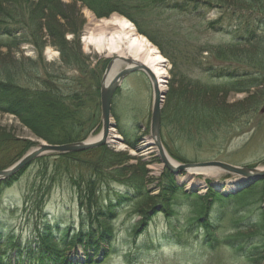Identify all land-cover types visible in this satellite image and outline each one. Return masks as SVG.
<instances>
[{
	"label": "rangeland",
	"instance_id": "1",
	"mask_svg": "<svg viewBox=\"0 0 264 264\" xmlns=\"http://www.w3.org/2000/svg\"><path fill=\"white\" fill-rule=\"evenodd\" d=\"M202 1L208 5L165 0L156 6L160 8L158 10L147 6L143 11L139 9L136 12L135 17H142L138 21L143 27L152 28L151 34L162 30V33L172 32L178 38L176 63H173L140 34L166 62L163 63L165 74L162 79L156 75L160 89L166 92L162 123L172 113L191 117L189 132L182 133L175 141H172L170 129H164L163 147L171 159L181 164L218 161L264 169V30L258 32L253 43L232 47L230 34L236 29L235 19L232 21L227 17H249V7L241 0ZM145 10H149V13ZM113 16L129 21L119 13L98 19L79 1H60L54 10H49L47 17L35 19L33 24L37 27L34 31L19 30V36L13 44L0 37V77H14L16 85L32 91L43 89L45 84L67 88L79 74L78 68L69 69L66 65L70 62V55L76 56L81 65L85 63L90 76L96 69L98 71L101 60H111L105 58L106 53L85 47L84 38L91 33V18L102 21ZM261 18L264 20V17ZM154 20L160 23L155 24ZM221 27L224 30L219 32ZM60 46L66 50V59L57 49ZM206 47H210V50ZM166 50L168 53L173 52L168 45ZM231 57L233 61H230ZM107 65L100 77L99 102ZM232 67L247 69L254 75L257 85L234 91L231 85L239 88L243 81L229 80L227 74H230ZM123 68L124 65L118 71ZM87 78V82L92 84L90 77ZM153 99L151 80L143 73H134L124 80L112 102L111 118L115 125L113 136L117 139L108 144L106 149L124 160L121 168L130 169L128 177L136 183L134 188L130 187L132 193L135 195L139 189L141 193L148 194V204L144 209L150 210V219L141 227V234L135 235L134 230L131 233V227L133 223L140 222L142 217L134 218L127 211H121L112 227L118 252L103 258L99 264H127V255L135 251L137 245H143L147 240L156 243L170 228L173 229L171 236L179 239L181 244H165L160 250H153L151 255H146L134 264H249L226 246L230 243V237L253 234V231L237 234L236 222L247 224L248 221L256 220L258 212L252 205L261 202L264 208V190L254 188L248 182L238 184V178L225 179L228 174L223 172H211L210 175L170 172L159 160L155 149L149 146ZM4 109L0 108V140L15 139L31 143L20 154H16L14 149L6 153L10 155L9 158L19 156L17 163L43 140L37 138L21 118ZM98 113L99 129L95 128L89 139H95L102 130L101 106ZM205 114L211 116V129L207 134L199 135L201 121L198 119H202ZM119 128L126 131L127 136H122ZM131 152H134V156H130ZM173 155L184 161H177ZM46 156L49 155L43 157ZM127 157L132 159L128 160ZM43 170L42 166L32 164L24 175L0 192V233L4 236L1 238L3 244L8 238L15 237L21 239L24 245L35 247L43 238L41 236H44L45 226L57 223L64 226L79 225V203L67 188H55L49 197L40 196L43 202L38 205L35 203L36 192L30 191L34 178L45 176ZM167 172L172 176L171 180ZM231 195L234 197L230 198ZM132 197L129 194L127 202H131ZM229 200L235 207H251L241 209L236 214L235 209L227 207ZM223 209L229 212L210 228L211 242L215 243L211 249L209 247L204 251L197 245L204 237L202 227L194 234L183 235L184 229L196 219L201 222L200 225L211 226V217L215 218L217 211ZM206 210H209V216L204 213ZM224 237L223 241H215ZM78 257L81 259L84 255L81 253Z\"/></svg>",
	"mask_w": 264,
	"mask_h": 264
},
{
	"label": "trees",
	"instance_id": "2",
	"mask_svg": "<svg viewBox=\"0 0 264 264\" xmlns=\"http://www.w3.org/2000/svg\"><path fill=\"white\" fill-rule=\"evenodd\" d=\"M60 1L62 0H0V37L6 38L12 43L18 38L19 30L34 31L37 27V25L33 24L35 19L37 17H47L49 10H54ZM73 1H79L84 4L98 19L108 18L113 13L125 16L133 23L139 34L145 36L156 45L166 58L176 63L177 35L168 31L162 33V30H157L155 35L151 34L150 30L152 28L143 27V24L138 21L142 17H135L139 9L143 11L147 6H151L150 9L153 10L160 9L156 6L161 5L165 0ZM171 1L192 3L193 5H198L199 3L208 5L207 2L202 0ZM241 1H244L249 7L247 12L249 17H227L228 20L233 21L235 19L236 29L231 31L230 34V45L232 47L253 43L257 38L258 32L261 29L264 30V20L261 18L264 17V0ZM145 11L149 13V10ZM148 18L153 19L154 17ZM154 22L155 24L160 23L156 20ZM41 28L42 25L40 26ZM222 30H224L222 27L218 29L219 32ZM25 33L23 31V35ZM227 34L229 33L227 32ZM166 45L171 46L172 53L167 52ZM57 49L61 53L62 58L66 59L67 54L64 47L60 46ZM206 49L210 50V47H206ZM233 60L234 58L231 57L230 61ZM108 62V60H101L98 65V71L96 69L89 76L85 63L81 65L76 56L70 55V62H67L66 65L69 69L78 68L79 74L73 78V82H70L67 88L45 84L43 89L32 91L16 85L14 77H11V79L0 77V108H6L4 110H9L21 118L37 138L48 144L64 145L83 142L91 136L100 122L98 113L100 107L99 83L101 74ZM210 71L211 69H209ZM227 76L229 80L234 82L243 81L242 85L240 83L241 87L239 88L231 85L234 91L257 85L254 75L248 72L247 69L232 67L230 74H227ZM87 77H90L92 84L87 82L89 80ZM84 78L86 82L83 81ZM190 84L192 86V83ZM164 120L163 140L164 129L167 127L170 129V134L174 139L172 141H175V138H178L182 133L189 132L188 125L191 126V117L186 114L180 117L172 113L170 117H166ZM198 120L201 121L200 128L197 127L199 129L198 134H207L211 129V116L205 114L202 119ZM119 132L122 136H127V132L120 130V128ZM131 139L133 138L131 137ZM30 144L15 139L0 140V170L9 168L18 160V155H16L18 157L9 158L8 156L10 155H7V152L14 149V151H17L16 154H20ZM173 158L179 162L184 161L181 157L174 155ZM127 159L131 160L132 158L127 157ZM123 162L124 160L119 158L118 155L108 151L106 146L82 153L60 154L38 159L34 164L38 167H43L45 176L39 177L38 175L37 178H34L33 189L30 192H36L35 203L38 205L43 202V198L49 197L55 188H67L73 192L79 203L81 221L78 226H74V224L64 226L59 223L54 226H45L43 229L44 236H41L43 238H41L42 240L40 239L38 246L35 244L36 248L31 244L24 245L21 239H16L15 237L8 238L6 243L3 244L1 238L4 236L0 233V264H99L103 258H109L117 254V239L112 227L119 213L125 210L131 217H142L140 222L133 223L131 227V233L134 230L133 234L135 235L141 234V227L150 219L148 215L150 210L144 209L148 204L149 196L142 192L143 196L138 188H136L138 192L135 195L132 193L130 187L134 188L136 183L128 177L131 174L130 169L121 168V163ZM27 169L11 180L0 183V192H2L3 188H7L17 181L20 176L25 174ZM166 175L170 180L172 179L168 172ZM231 178L233 176L228 175V178L225 179ZM37 179L39 180L38 183ZM208 181L210 182V180ZM250 184L254 188L264 190V180ZM129 194L133 196L131 202H127L126 197ZM233 197L234 195L230 196V198ZM129 203L130 205H127ZM227 205L228 208L235 209L236 214H239L238 212L241 209L251 207L247 205L235 207L232 204V200L227 201ZM252 206L258 212L256 220L248 221L247 224L237 221L236 233L253 231V234L235 238L230 237L228 238L230 243L226 247L249 264H264V208L261 202L253 203ZM237 208L239 209L237 210ZM217 212L215 218L211 217V223L207 222L211 226L200 225L201 222L196 219L183 231L184 236L191 235L202 227L204 237L197 242V245L204 251L209 249V247L211 249V245H215L214 242H211L210 228L214 227L224 214L229 211L223 209ZM204 213L209 216V210ZM172 230L170 228L169 232L159 237L156 243L147 240L143 245H137L135 251L127 255V264L139 262L146 255H151L150 253L153 250H160L165 244L176 243L180 245L179 239L171 236ZM224 239L225 237L221 240L215 239V241L220 242ZM81 253L84 257L80 259L78 255ZM95 258L98 259L96 260Z\"/></svg>",
	"mask_w": 264,
	"mask_h": 264
},
{
	"label": "water",
	"instance_id": "3",
	"mask_svg": "<svg viewBox=\"0 0 264 264\" xmlns=\"http://www.w3.org/2000/svg\"><path fill=\"white\" fill-rule=\"evenodd\" d=\"M136 34L138 37H142L138 33ZM157 53L159 52L157 51ZM106 54L107 55H105V58L111 60L107 65L105 76L100 87V104L102 118L101 135L94 140H87L84 142H77L64 145H52L43 141L36 148L28 152L13 166L5 170H0V182L9 181L12 178L18 176L33 162L45 155L82 153L107 146L112 141L117 139L113 136V128L115 127V125L112 123L111 118L112 102L116 92L121 87L124 80L134 73L145 74L153 84L154 99L150 125L151 142L149 146L155 149L159 160L170 172L174 174H178L181 172L190 174H202L203 171L223 172L224 174H228L233 176L234 178H238L239 181H236V183L238 184L240 182H248L250 184L256 181L264 180V169L256 167H240L218 161L207 163L181 164L171 159L162 144V107L164 104L166 92L160 89L155 72L146 64L135 59L130 54V52L122 51L121 54H119V52H107ZM110 55H113V57H110ZM164 64H166L165 61ZM122 65H124V68L111 77V74L114 72V70L119 69V67H121Z\"/></svg>",
	"mask_w": 264,
	"mask_h": 264
},
{
	"label": "bare ground",
	"instance_id": "4",
	"mask_svg": "<svg viewBox=\"0 0 264 264\" xmlns=\"http://www.w3.org/2000/svg\"><path fill=\"white\" fill-rule=\"evenodd\" d=\"M91 25V33L86 34L84 38L86 48L91 47L99 53L130 52L135 59L149 66L159 78L163 77L165 74L163 58L145 39L137 36L134 26L129 21L119 16L102 21L91 18ZM117 72L118 69L114 70L111 77ZM130 156H134V152H131ZM202 173L211 174L209 171Z\"/></svg>",
	"mask_w": 264,
	"mask_h": 264
}]
</instances>
